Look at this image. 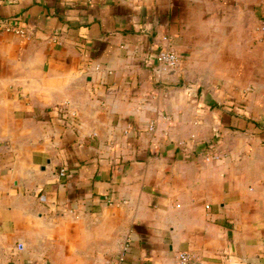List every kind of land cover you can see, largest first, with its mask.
I'll return each mask as SVG.
<instances>
[{"label": "crops", "instance_id": "1", "mask_svg": "<svg viewBox=\"0 0 264 264\" xmlns=\"http://www.w3.org/2000/svg\"><path fill=\"white\" fill-rule=\"evenodd\" d=\"M180 253L264 264V0H0V264Z\"/></svg>", "mask_w": 264, "mask_h": 264}, {"label": "built area", "instance_id": "2", "mask_svg": "<svg viewBox=\"0 0 264 264\" xmlns=\"http://www.w3.org/2000/svg\"><path fill=\"white\" fill-rule=\"evenodd\" d=\"M6 30L9 32H13L14 34L22 37H29V30L25 25L21 23L20 20L14 19L12 23L8 24ZM157 63L162 71L164 72H172L178 69L180 64V55L172 50V49H162L157 55ZM155 127L152 125L150 127V131H154ZM213 156L211 154H207L205 159L207 162L211 161ZM66 176V170L62 169L59 173V177L63 178ZM127 250V247L124 248V251ZM176 260L178 264H190L191 257L187 253H180L177 255Z\"/></svg>", "mask_w": 264, "mask_h": 264}]
</instances>
